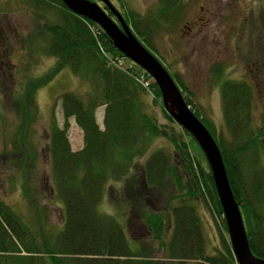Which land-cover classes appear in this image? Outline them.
Wrapping results in <instances>:
<instances>
[{
  "label": "trees",
  "instance_id": "1",
  "mask_svg": "<svg viewBox=\"0 0 264 264\" xmlns=\"http://www.w3.org/2000/svg\"><path fill=\"white\" fill-rule=\"evenodd\" d=\"M12 1L15 10L23 8L36 18V28L20 39L21 45L33 53L29 56L35 61L42 54L56 58V62L44 75L26 78L10 98L19 121L3 155L21 171L22 195L32 214L25 218L0 198V264H160L157 253L169 264H238L210 166L191 153L190 142L184 138L200 146L165 108L155 79L134 61L128 67L118 66V57L126 56L104 30L74 13L62 0ZM117 1L138 38L153 51L156 31L177 21L184 9L183 0H158L146 15L129 7L127 0ZM103 7L114 16L105 4ZM260 27L264 28L263 20L251 28L246 45L249 63L263 74L264 33L256 35ZM8 44L0 42V50H6L7 55ZM67 67L88 81L89 89L85 93L63 92L64 128L53 116L46 135H38L36 92ZM224 69L216 63L212 71L221 86L228 142L216 134L177 74L175 82L217 141L251 249L264 258V123L255 127L251 120L253 85L228 78ZM7 71L6 77L13 80V71ZM142 78L150 81L149 86ZM147 95L162 107L168 123L158 121ZM102 105L103 129L96 118ZM71 117L83 129L84 145L77 151L67 134ZM163 137L173 145L174 153L157 149L139 166L135 160L145 155L154 138ZM42 152L49 169L41 173L39 181H33L41 168ZM109 179L115 180L112 193L122 195L115 201L126 215L125 223L100 209ZM172 181L179 193L167 197L161 208L156 190L171 187ZM37 184L42 186L37 189ZM43 192L54 193L63 210L59 225L48 220L47 207L40 204ZM207 213L221 225L217 228L219 244L211 248L204 230ZM125 227L129 234L144 227L158 241L157 247L137 245L134 238L132 246Z\"/></svg>",
  "mask_w": 264,
  "mask_h": 264
},
{
  "label": "rangeland",
  "instance_id": "2",
  "mask_svg": "<svg viewBox=\"0 0 264 264\" xmlns=\"http://www.w3.org/2000/svg\"><path fill=\"white\" fill-rule=\"evenodd\" d=\"M110 1L118 10L120 9L117 0ZM96 2L104 9L102 1L97 0ZM157 2L158 0H127L129 7L146 15L150 10L155 9ZM183 3L182 16L168 27H160L156 31L153 40L155 49L154 51L150 49L151 52L163 63L174 80L177 79L176 74L178 75L189 89V93L204 118L210 121L216 134L226 142L229 140V135L225 124L221 86L220 82L215 81L212 71L216 63L225 66L224 70L228 78L249 81L253 85L251 120L255 127L263 126L264 73L262 74L259 70L255 71V69L254 71L249 70L246 43L251 38V36L248 37L251 28L255 29L261 20L264 21V0H183ZM15 5L12 0L10 2L9 0H0V42L8 41L10 50L8 55L6 50H0V78H2V85L0 84V198L22 216L29 218L32 210L22 195L21 171L13 161L11 162L3 155L5 148L11 144V138L17 130L19 121L12 110L10 98L13 99L17 89L22 88V82L26 78L33 77V74L42 75L49 68L51 69L56 58L40 54V59L35 61L33 57L29 56L33 53L21 45L20 39L34 31L36 18L30 11L23 8L15 10ZM119 11L121 12V10ZM107 13L109 14L108 11ZM112 18L116 20L114 16ZM261 31L264 33V28L260 27V31L257 30L256 35ZM256 35L253 34L252 39L255 40ZM2 47H5V44ZM118 58V66L128 67L133 62L127 57ZM33 62L35 64L30 66ZM7 70L13 71V80L6 77L9 72ZM88 89V81L79 78L69 67L62 70L50 83L41 87L36 92L38 120L35 129L39 133L38 135H46V129L53 116L59 126L64 128L65 119L60 98L63 92L75 90L78 93H85ZM147 97L151 103L150 110L156 115L158 121L168 123L163 115L162 107L159 104H154L151 96L147 95ZM104 109L105 106L102 105L96 111L97 122L102 129L104 128ZM67 131L72 149L74 151L81 149L84 145L83 129L74 117L69 119ZM184 140L190 142L191 153L205 165L206 157L198 145L192 140L188 141V137ZM262 140L264 141V136ZM147 149L143 157L134 159L139 166H143L148 156L157 149L174 153L173 145L164 137L154 138ZM46 159L47 157L42 152L41 163H39L41 168L39 173L32 178L33 181H39L41 173L46 174L48 171ZM113 183L115 185V180L107 181L100 209L113 213L121 222L125 223L126 215L115 201L116 196L122 195L116 194L115 196L112 193ZM37 185V189L42 186L41 184ZM159 192L160 195L156 200L157 205L161 208L165 206L167 197L173 193H179L173 181L171 187L156 190V194ZM53 194L43 192V195L39 196V201L41 205L47 207L48 220L53 225H59L63 219V210L59 207ZM121 204L123 207L126 205L124 200L121 201ZM203 221L210 248L218 245L217 228H221L220 221H215L209 213L203 217ZM130 234L126 230L127 239L132 246L135 245L134 239L138 241H135L137 245L141 243L142 245H152L155 248L158 245V241L153 240L144 227L135 230L134 234ZM156 258L160 264H169L161 253H157Z\"/></svg>",
  "mask_w": 264,
  "mask_h": 264
},
{
  "label": "water",
  "instance_id": "3",
  "mask_svg": "<svg viewBox=\"0 0 264 264\" xmlns=\"http://www.w3.org/2000/svg\"><path fill=\"white\" fill-rule=\"evenodd\" d=\"M74 13L97 23L127 58L145 69L157 82L165 108L175 121L192 134L210 166L216 191L223 209L229 239L238 264H264L255 255L249 239L239 203L229 181L221 149L191 106L163 63L138 38L121 12L110 0H100L116 17L114 20L98 2L92 0H62Z\"/></svg>",
  "mask_w": 264,
  "mask_h": 264
},
{
  "label": "flooded vegetation",
  "instance_id": "4",
  "mask_svg": "<svg viewBox=\"0 0 264 264\" xmlns=\"http://www.w3.org/2000/svg\"><path fill=\"white\" fill-rule=\"evenodd\" d=\"M248 67L250 68V71L251 70L254 71V69L255 71L260 70L256 65L254 66V64H251V63H249ZM263 144H264V141H263Z\"/></svg>",
  "mask_w": 264,
  "mask_h": 264
},
{
  "label": "built area",
  "instance_id": "5",
  "mask_svg": "<svg viewBox=\"0 0 264 264\" xmlns=\"http://www.w3.org/2000/svg\"><path fill=\"white\" fill-rule=\"evenodd\" d=\"M142 81L144 82V85L147 87L149 86V81L145 80V78H142Z\"/></svg>",
  "mask_w": 264,
  "mask_h": 264
}]
</instances>
